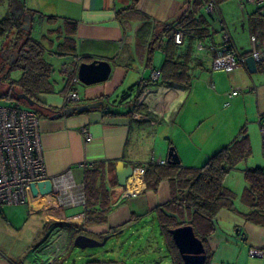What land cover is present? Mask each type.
I'll return each mask as SVG.
<instances>
[{
  "label": "crops",
  "instance_id": "1",
  "mask_svg": "<svg viewBox=\"0 0 264 264\" xmlns=\"http://www.w3.org/2000/svg\"><path fill=\"white\" fill-rule=\"evenodd\" d=\"M206 3L207 0L5 3L2 11L10 6L23 25L25 15L29 16L31 37L41 42L44 58L52 65L50 88L36 93L40 106L25 104L39 119L47 175L68 173L75 184L84 185L86 172L95 174L96 170L112 203L104 222L85 224L86 210L81 204L61 202L49 180L35 183L25 204L1 208L0 264H70L68 256L77 253L73 242L79 234L97 240L108 236L109 240L129 233L142 242L143 232L157 219L156 209L169 202L177 190L168 179L161 180L156 189L148 188L138 169L148 163L166 162L170 148L178 155V168H198L221 148L242 139L246 140L247 152L223 183L232 192L231 207L224 206L217 212L205 248L209 264H264V214L256 212L257 221L252 219V207L242 198L247 188L244 170L264 169V65L257 63L255 72L245 64L232 71L211 68L215 52L226 41L245 57L253 47L252 35H256L257 48L264 44V2L214 0L216 11L208 16V34H183L178 44L174 59L185 62L178 68L176 80L160 84L149 79L151 71L163 65L170 34L174 41V33L179 30L175 29L177 21L188 13L205 12ZM66 37L73 40L71 52L58 48ZM5 41L3 49L7 50ZM11 54L3 51L1 58L9 63ZM54 58L65 60L57 70ZM94 59L110 62L109 77L89 85L74 83L72 87L80 100L66 106L99 100L102 105L84 113L53 116L54 111L66 107L63 95L78 65ZM64 67H68L67 73ZM235 88H239L238 94L229 95ZM86 133L91 135L89 141L84 137ZM82 163L92 165L83 167ZM127 165L134 168V174L126 186H120L116 171ZM72 192L77 193L76 189ZM148 243L145 241L144 246ZM136 248L124 254L116 247L102 258L88 253L92 260L82 264H173L170 255L156 256ZM252 248L262 249L263 256H250ZM76 255L79 260L80 253Z\"/></svg>",
  "mask_w": 264,
  "mask_h": 264
},
{
  "label": "trees",
  "instance_id": "2",
  "mask_svg": "<svg viewBox=\"0 0 264 264\" xmlns=\"http://www.w3.org/2000/svg\"><path fill=\"white\" fill-rule=\"evenodd\" d=\"M12 1L0 0V86H7L6 89H3L4 92L0 93V98L16 100L13 93L15 90L27 94L34 99L35 105H39L36 93L50 88L49 76L52 65L44 58V47L41 42L31 37L30 28L23 29V22L16 19L11 7L2 11L5 3ZM209 15L212 14L206 11L199 14L183 15L175 24V29L182 30L183 34L189 37L206 36ZM5 39V43L8 45L7 50L3 49ZM72 41L71 38L66 37L58 48L71 52L74 50ZM178 48L179 45L173 41L172 34H170L166 45V57L159 70V79L161 80L157 83L168 84L171 80H176L178 68L185 62V60L177 62L174 59ZM3 51L14 54L11 64L8 63V59L1 58ZM14 70L21 72L19 77H11L10 73ZM18 102L26 104L24 100H18ZM246 152L247 143L245 139H242L231 146L221 148L198 168H178L179 163L173 164L168 161L163 165L148 163L144 167L143 180L148 188L156 189L161 180L168 179L174 182V189L177 190L169 202L156 209L160 232L166 241L173 264L187 263L181 258L169 230L190 224L195 235L202 240L205 247V239L214 229L213 221L217 212L224 206L231 207L232 192L224 187V179ZM94 172L95 174H91L88 171L85 175L84 194L87 208L84 217L85 224L104 222L112 203L109 199L110 193L101 184L96 170ZM244 178L247 188L244 190L242 198L252 207L251 218L257 221L256 212L264 214V169L248 167L244 170ZM209 259L210 256L206 250L203 264H209Z\"/></svg>",
  "mask_w": 264,
  "mask_h": 264
},
{
  "label": "built area",
  "instance_id": "3",
  "mask_svg": "<svg viewBox=\"0 0 264 264\" xmlns=\"http://www.w3.org/2000/svg\"><path fill=\"white\" fill-rule=\"evenodd\" d=\"M261 4L264 0H242ZM205 11L213 14L216 11L214 0H207ZM183 38V31L174 33V42L180 44ZM253 44L250 55L256 63L264 62V44L257 48L256 35L251 36ZM245 56L235 52L226 41L216 52L211 68L215 71H232L244 64ZM68 67L63 71L68 72ZM159 69L151 71L149 79L158 81ZM77 74L73 75L68 90L63 95L64 106L80 100L79 93L72 87L77 83ZM146 84V81H144ZM239 88L233 89L229 95H236ZM86 131L85 128L82 129ZM264 132V127H262ZM85 139L89 141L91 135L86 133ZM164 164L165 161H159ZM83 167H90L91 163H82ZM140 175L144 174V167L138 169ZM49 180L53 184L54 191L58 194L61 202L66 205L79 203L86 210L84 185L75 184L68 173L55 177H49L46 173L45 161L42 152L39 119L30 108L6 106L0 104V211L3 205H21L28 200L31 186L37 182ZM68 183V184H65ZM68 189V191L66 190ZM73 189L77 193L73 194ZM252 257H262L263 250L249 249Z\"/></svg>",
  "mask_w": 264,
  "mask_h": 264
},
{
  "label": "water",
  "instance_id": "4",
  "mask_svg": "<svg viewBox=\"0 0 264 264\" xmlns=\"http://www.w3.org/2000/svg\"><path fill=\"white\" fill-rule=\"evenodd\" d=\"M14 9V7H13ZM25 24L23 25L24 30H28L30 26V19L28 15L24 17ZM14 58L12 53L9 58L11 63ZM244 64L250 72L257 70V63L252 55L245 57ZM264 65V62H263ZM111 72V64L106 59H94L90 62H81L77 67V77L79 82L85 85L100 83L109 77ZM13 90V88H12ZM13 93L18 100H24L29 106L35 104L34 99L23 92L13 90ZM102 105V101H94L91 103H83L72 106H66L60 111H56L53 116H61L63 114H70L74 112L85 111L89 109L98 108ZM168 162L173 164L179 163L178 155L174 152L173 148L169 149ZM134 168L131 165L121 166L117 169V182L120 186H126L129 177L133 176ZM34 185L31 186V190ZM169 233L173 239V242L181 255L183 261L187 264H203L206 258V250L204 243L198 238L190 224L181 225L169 230ZM108 236L103 237L102 240H97L86 235L79 234L74 239V246L81 249L92 248L97 246H103L108 240ZM62 264V263H59Z\"/></svg>",
  "mask_w": 264,
  "mask_h": 264
},
{
  "label": "rangeland",
  "instance_id": "5",
  "mask_svg": "<svg viewBox=\"0 0 264 264\" xmlns=\"http://www.w3.org/2000/svg\"><path fill=\"white\" fill-rule=\"evenodd\" d=\"M211 16V15H210ZM211 19V17H210ZM64 59L58 60V58H54V67L55 70H57L60 65L61 62H64ZM58 72V71H57ZM20 71L19 70H14L10 73L12 78H17L20 75ZM58 74H60L58 72ZM6 85L0 86V93L4 92V88ZM7 88V86H6ZM0 104L2 105H6V106H19V107H24V108H28L25 104L19 103L18 100H7L5 98H0ZM236 172V170H234V173ZM149 224V223H148ZM143 241L139 242L137 241L138 237L134 236L132 234L129 233H123L122 235H119L117 238L113 237V239H109L106 241V243L103 246H97V247H92V248H85V249H81L79 247H73L75 249H77V253L71 254V258L70 255L68 256L70 259V264L74 263H78V264H82L85 262H88L89 260H92V255L89 256L88 253H95L97 254L98 258H102L106 255V253H110L111 249L117 248H121L122 253L124 254H130V251H134L135 248L137 249H142V251H146L147 254H155L156 256L158 255H167L169 256V251L167 250V246H166V241L162 239V235L160 232V226H159V222L158 219H154L152 224L148 225V229L146 232H143ZM145 241H149L148 244H146V246H144V242ZM138 245V246H137ZM137 252V251H136ZM80 253V259H76L78 254ZM166 253V254H165ZM83 256H82V255ZM146 254V253H145Z\"/></svg>",
  "mask_w": 264,
  "mask_h": 264
}]
</instances>
